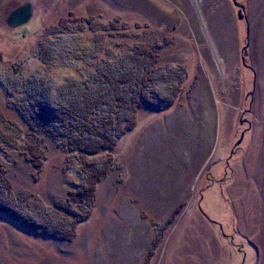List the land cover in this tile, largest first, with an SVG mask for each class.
I'll use <instances>...</instances> for the list:
<instances>
[{
  "label": "rangeland",
  "instance_id": "obj_1",
  "mask_svg": "<svg viewBox=\"0 0 264 264\" xmlns=\"http://www.w3.org/2000/svg\"><path fill=\"white\" fill-rule=\"evenodd\" d=\"M236 2L0 0V264H264V0ZM125 57L144 101L112 149L35 118Z\"/></svg>",
  "mask_w": 264,
  "mask_h": 264
},
{
  "label": "trees",
  "instance_id": "obj_2",
  "mask_svg": "<svg viewBox=\"0 0 264 264\" xmlns=\"http://www.w3.org/2000/svg\"><path fill=\"white\" fill-rule=\"evenodd\" d=\"M62 29L65 30V28ZM47 50L55 56V50L49 48ZM129 63L128 57H125L120 64L115 65L114 69L104 65L100 66L97 72H91L87 78L84 77L80 81L70 80L61 90L60 100L53 106L48 105L42 98L36 99V105L33 108L35 118L40 122L48 121L49 118L56 122L61 120L64 123L68 122L69 130L80 131L81 136L86 135L87 139L82 143V149L87 154H96L101 149H112L115 142L110 135L101 130L100 124L104 126L109 124L114 127V123H117L116 125L120 128L119 123L122 122V116L126 114L125 128L120 131L130 130L135 123L136 110L144 101L141 85L145 84H140L144 80L143 69L137 68L136 65L130 66ZM139 96L142 97L141 101H137ZM104 106L108 107L110 115L108 118L99 116L100 108ZM8 129H11L10 124ZM92 131L96 134H91ZM26 137L30 141L34 139L40 142L38 136L33 133ZM25 150V153L30 155V160L34 161V158H37L35 153L38 151L34 143L26 144ZM7 194L8 192L5 193L0 185V212L2 213H7L12 208L13 200ZM16 218L23 221L19 215Z\"/></svg>",
  "mask_w": 264,
  "mask_h": 264
},
{
  "label": "water",
  "instance_id": "obj_3",
  "mask_svg": "<svg viewBox=\"0 0 264 264\" xmlns=\"http://www.w3.org/2000/svg\"><path fill=\"white\" fill-rule=\"evenodd\" d=\"M234 5L241 10H243V6L240 5L236 0H232ZM32 16V7L29 3L14 9L11 11L6 19V24L10 28H18L25 24H27ZM241 17V16H240Z\"/></svg>",
  "mask_w": 264,
  "mask_h": 264
}]
</instances>
